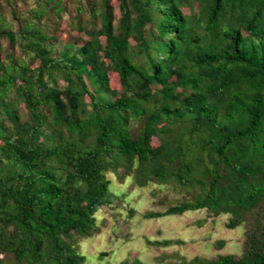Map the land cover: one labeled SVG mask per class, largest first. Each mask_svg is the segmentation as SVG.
Wrapping results in <instances>:
<instances>
[{
	"label": "trees",
	"instance_id": "obj_1",
	"mask_svg": "<svg viewBox=\"0 0 264 264\" xmlns=\"http://www.w3.org/2000/svg\"><path fill=\"white\" fill-rule=\"evenodd\" d=\"M129 165L192 194L145 218L247 225L241 254L172 264H264V0H0V264H83Z\"/></svg>",
	"mask_w": 264,
	"mask_h": 264
},
{
	"label": "rangeland",
	"instance_id": "obj_2",
	"mask_svg": "<svg viewBox=\"0 0 264 264\" xmlns=\"http://www.w3.org/2000/svg\"><path fill=\"white\" fill-rule=\"evenodd\" d=\"M58 37V36H57ZM67 37V36H66ZM78 36L69 33L65 41L72 42ZM63 39L58 37L56 46ZM155 143L158 142L154 138ZM128 168V169H127ZM109 171L108 202L95 213L92 233L75 237L74 243L83 264H120L132 261L133 256L143 264H172L195 256L211 258L216 254L239 255L245 238L246 224L227 228L230 215H212L206 209L186 210L182 214L145 218L147 211H163L191 193L172 184L148 182L140 186L135 181L132 165ZM164 239L177 240L168 246L152 242ZM224 241L222 247L218 241ZM4 264H13L11 258Z\"/></svg>",
	"mask_w": 264,
	"mask_h": 264
}]
</instances>
